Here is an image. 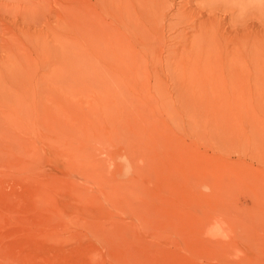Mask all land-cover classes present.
<instances>
[{
    "label": "rangeland",
    "instance_id": "374dc122",
    "mask_svg": "<svg viewBox=\"0 0 264 264\" xmlns=\"http://www.w3.org/2000/svg\"><path fill=\"white\" fill-rule=\"evenodd\" d=\"M232 3L172 0L106 83L102 0H0V264H264V14ZM216 4L182 81L174 15Z\"/></svg>",
    "mask_w": 264,
    "mask_h": 264
},
{
    "label": "bare ground",
    "instance_id": "6f19581e",
    "mask_svg": "<svg viewBox=\"0 0 264 264\" xmlns=\"http://www.w3.org/2000/svg\"><path fill=\"white\" fill-rule=\"evenodd\" d=\"M222 1L225 5L229 3L231 4L233 1H236V3L232 4H236L239 6V13L241 15H245L242 12H246L251 7V5L258 4L260 7H258L257 5L256 8L260 9V14H264V0ZM170 2H172V0H102V81L104 80L106 83L109 80L129 81L140 71L143 72V70L146 71V69L149 68L148 63L154 56L150 54V44L148 45L147 42L148 39L151 38V35H154L153 30L155 29L156 24L159 23V16L162 17L163 20V17H165L164 14L170 10ZM218 5H211L210 7L209 13L215 14V16L209 23L206 22L203 24H198L197 17L194 12H177V14L174 15L177 21L174 29L178 26H187L188 29H191V32H198V35L193 38L191 50L189 49L187 53H185V51L188 49L189 44L187 42V39L184 38V35H182V31L179 33L177 32L173 36L174 40H180L178 41L176 46L174 45V47L172 48L168 47L166 42L161 47V51H163V54L166 55L165 61L167 62V60L170 58L169 61H173V64H176L179 75L181 77L180 80L182 81L184 79L182 76L184 75H186L187 77L193 75V78L197 67L200 72V66L198 63L199 59H201L200 57L202 56L203 49L205 48V45L210 44L212 43V41H214L213 34H215L216 36V32H218L217 27L219 25V22L217 21V19L215 20V17L220 11H222V13L224 12L223 14L228 13L225 5L222 8H220ZM249 17L251 19L252 15H249ZM162 20L160 22H163ZM224 20L227 19L225 18ZM109 22L113 24V27H109L106 24ZM160 25L163 24L160 23ZM170 39H172V37ZM192 78L190 77V79ZM188 79L189 78H187L186 81V83L188 82L187 86L189 87L190 85V87H192L191 84H189L190 81H188ZM184 83L185 81L183 83L179 82L177 84H183L184 86ZM230 84L232 85V83ZM185 86L184 88L187 92H180L181 95H187L189 91V88ZM196 86L197 84L194 86V89L196 88ZM175 88L173 89L177 93V90L179 88H177V90ZM181 88L183 89V87ZM198 89L201 90L200 87H198ZM198 89H196V92ZM201 92L203 91L201 90ZM197 93H194V95Z\"/></svg>",
    "mask_w": 264,
    "mask_h": 264
}]
</instances>
